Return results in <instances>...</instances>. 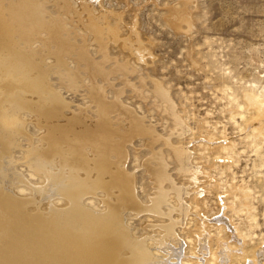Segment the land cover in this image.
<instances>
[{
    "label": "rangeland",
    "instance_id": "obj_1",
    "mask_svg": "<svg viewBox=\"0 0 264 264\" xmlns=\"http://www.w3.org/2000/svg\"><path fill=\"white\" fill-rule=\"evenodd\" d=\"M38 1L52 21L33 33L26 31L28 41L17 34L8 40L0 36V72L2 56L26 42L32 48L26 59L38 67L34 69L43 74L56 66L54 61L62 62L78 80L68 87L53 70L43 74L45 87L55 88L66 104L54 117L42 114L49 103L40 105V97L24 94L28 107L19 110L17 145L11 152L20 179L14 180L11 192L40 200L41 209L65 205L66 198L45 190L46 175L27 164V150H45L49 130L74 123L65 134L67 142L62 141L69 147L85 128L94 130L97 105L104 102L106 127L123 154L121 159L113 153L109 157L132 174L138 199L134 206L119 204L131 237L150 246L162 238L180 247L178 258L171 257L179 264H264V0ZM80 49L84 55L78 54ZM36 70L30 74L37 75ZM1 74L3 95L8 89ZM133 115L152 125L151 135L130 128ZM174 146L185 149L190 170L179 169ZM77 149L87 157L96 152L88 143ZM156 149L177 187L163 183L166 204L158 212L150 208L152 162L144 163ZM112 170L114 166L105 177L110 181ZM113 184L86 194L84 203L97 211L117 204L119 190ZM169 251L155 250L162 258Z\"/></svg>",
    "mask_w": 264,
    "mask_h": 264
},
{
    "label": "bare ground",
    "instance_id": "obj_2",
    "mask_svg": "<svg viewBox=\"0 0 264 264\" xmlns=\"http://www.w3.org/2000/svg\"><path fill=\"white\" fill-rule=\"evenodd\" d=\"M45 10L38 0H9L7 3L0 0V36H4L8 40L17 34L21 39L28 41L29 33L26 31L33 33V31L45 28L52 21L46 18ZM25 43L13 48L9 46L12 50L10 49L11 51L9 50L4 57L2 56L4 64L2 65L3 70L0 72L1 75H4L3 79L6 81L8 89L3 91V95H0V264H179L171 257L178 258L180 247H173L162 238L154 241V247L147 244L143 238V240L137 239L138 241H136L134 237H131L127 224L123 221L119 204L134 206L138 203V199L132 188V174L124 170L120 161L109 157L113 153L121 159L123 154L119 150L121 144L112 139L106 127L107 124L104 121L106 118L103 116L108 108L104 102L96 101L97 104L100 103L97 105L99 120L95 123L94 130L89 131L85 128L78 136L72 137L74 142L70 141L69 147L65 144L67 142L65 134L73 127L74 123L63 125L59 130L53 128L49 130L47 136H51V139L48 138L50 142L45 150L42 148L39 151L34 148L27 150V164L36 172L41 171L46 175L49 187L44 186L45 190H51L50 196L58 195L66 198L65 205L58 206L52 203L48 209H41L40 200L35 198L29 200L26 197V199L23 197L22 199L15 195L16 193L11 192L10 187L14 180L20 179L12 168L11 152L17 145L15 139L19 132L18 122L20 120L17 119L19 110L28 107L27 101L23 99L24 94H34V96L40 97L39 102L36 101L40 105L42 101L49 103L46 108L42 105L43 116L48 115L49 118L66 104L60 99V94L55 88L45 87L43 74L53 70L60 80L59 82L68 87H74L78 80L77 74L71 68H66L67 70L62 68V62H56V64L54 61L52 65L56 66L44 70L45 72L43 71L41 74V70L34 69L35 64L33 65L26 59L32 48L29 50L27 47L29 43ZM78 54L84 55V50L80 49ZM98 67L96 70H101ZM36 68L38 69V67ZM35 70L39 72L38 74L36 72L37 75L30 74ZM13 84L18 85L12 87ZM5 87L6 84L4 89ZM96 88L100 89L101 87L96 86ZM157 91L160 96L168 97L163 90V92L158 89ZM4 102L9 105L4 107ZM167 103L169 104V102ZM36 109L38 110V107ZM71 121L73 118L69 120V122ZM175 122L182 132L184 128L179 118L175 119ZM151 126L144 125L140 116L133 115L130 120V128L140 134L151 135L153 132ZM132 130L129 129V131ZM72 139L70 138V140ZM62 141H65L63 144L68 148L62 146ZM87 143L96 148V152L91 157L85 156L80 149L76 151L78 146L83 147V144ZM178 147L180 148V146ZM173 155L179 169H183V171L191 169V164H188L189 156L185 149L175 147ZM163 157V153L157 150L151 152L150 157L144 160L145 164L152 162L151 165H148V170L155 192L150 201V208L157 212L163 204H166L167 192L163 183L167 181L171 189H177L171 183L166 170L167 161ZM111 166H114V170L110 173L112 176L110 181L105 177ZM54 167L56 170H53ZM64 170L65 172H63ZM78 170H83L85 173L81 174ZM109 184L118 187L117 204L112 205L109 201L106 209L97 211L84 203L83 197L86 194L94 193L98 188L105 189ZM45 190L40 193L43 195ZM182 207H184L183 204L180 205V209ZM165 229L167 236L171 237L173 233L171 225H167ZM160 247L170 248L165 258L161 257L162 254L159 255L155 252Z\"/></svg>",
    "mask_w": 264,
    "mask_h": 264
}]
</instances>
